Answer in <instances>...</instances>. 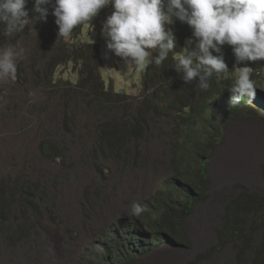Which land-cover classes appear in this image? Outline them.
<instances>
[{
	"label": "rangeland",
	"instance_id": "1",
	"mask_svg": "<svg viewBox=\"0 0 264 264\" xmlns=\"http://www.w3.org/2000/svg\"><path fill=\"white\" fill-rule=\"evenodd\" d=\"M82 36L99 45L106 88L142 96V79L148 66L141 71L112 54L102 30L85 26ZM20 39L27 48L26 58L18 64L20 82L0 84V94L6 93L0 101V185L24 180L38 184L34 199L42 214L22 216L15 207V215L6 223L11 224V232L0 235V264H102L104 243L109 233L131 216L133 202L147 200L172 178L174 136L166 122L151 123L139 142V169L135 170L124 169L122 161L97 152V125L116 115L122 119L121 108L98 114L87 98L78 103L72 95L65 97L64 85L59 89L42 88L41 79L49 77L46 59L34 49L31 36ZM9 43L16 42L12 37L0 39V46ZM247 63L255 70L252 78L256 88L264 91V60ZM29 91L36 96L30 97ZM229 100L221 97L209 109L214 127L231 106ZM64 102L69 107H64ZM243 102L246 108L251 104L248 99ZM262 113L231 118L224 125L221 141L207 163L205 199L194 206L184 223L188 244L173 241L159 246L157 242L156 248L136 264H251L252 247L261 242L264 224L248 240L240 238L222 245L218 232L229 202L244 192L264 196ZM43 141L58 147L63 158L43 154L39 148ZM246 219L244 231L249 233L251 215ZM21 228L30 231L19 242L8 243L7 237ZM243 242L249 248L241 252L242 263L238 249Z\"/></svg>",
	"mask_w": 264,
	"mask_h": 264
},
{
	"label": "trees",
	"instance_id": "2",
	"mask_svg": "<svg viewBox=\"0 0 264 264\" xmlns=\"http://www.w3.org/2000/svg\"><path fill=\"white\" fill-rule=\"evenodd\" d=\"M32 4L33 0H28L29 26L24 32L15 34L12 40L17 43L21 36H31L34 49L46 59L44 64L47 65L49 77L41 79L40 86L59 89L64 85L65 97L72 95L78 103L87 98L90 107L98 114L110 109L121 108L123 111L122 119L115 114L111 120L97 125V152L104 155L108 153L122 161L124 169L135 170L139 169V142L146 137L151 123L156 120L166 122L174 136L171 144L172 178L163 182L164 188L142 202L145 211L139 217L131 214L109 233L104 243L102 264H136L139 258L156 248L157 242L159 246L173 241L188 244L184 223L192 214L194 206L205 199L209 183L207 163L213 148L221 141L224 125L231 118L264 113V91L256 88L254 99L244 97L239 106H230L224 112L217 126L210 124L212 114L208 112L209 109L221 97L229 98L231 95L228 86L233 78L235 57L231 46L222 49L229 73L220 80L214 77L207 92L196 88L195 79L191 84H186L181 74L172 67L173 56L192 36L190 26L179 21L166 26L176 36L177 52L170 53L163 66L151 64L147 67L142 79V96L114 92L106 88L101 76L99 45L83 39V29L89 26H77L71 39L65 40L57 36L58 26L54 22L51 7L47 19L41 20L39 14L31 11ZM112 10L111 5L102 8L90 22L92 30L101 31L103 21ZM1 38L4 36L0 35ZM16 82H20L18 76ZM245 99L251 103L246 105L247 108L244 107ZM63 106L69 107L68 102H64ZM63 118L66 120V114ZM39 148L46 156L63 158V152L47 141H43ZM38 191V184L27 180L11 186L6 182L0 185V235L11 232V224L6 223L15 215V207L22 216H29V212L37 216L42 214L39 202L34 199ZM249 215L252 221L250 232L246 233L244 225ZM263 224L264 196L241 193L225 209L223 225L218 232L219 243L236 242L240 238L248 240ZM29 231L21 228L17 234L8 236L7 242L17 243ZM244 243L238 249L242 263L244 259L241 252L249 248ZM250 263L264 264V235L261 242L252 247Z\"/></svg>",
	"mask_w": 264,
	"mask_h": 264
},
{
	"label": "clouds",
	"instance_id": "3",
	"mask_svg": "<svg viewBox=\"0 0 264 264\" xmlns=\"http://www.w3.org/2000/svg\"><path fill=\"white\" fill-rule=\"evenodd\" d=\"M27 4L28 0H0V35L11 38L24 32L30 23ZM109 5L113 10L103 21L102 35L106 48L125 63L141 71L151 64L163 66L170 53L177 52L176 36L166 26L179 20L192 30L173 56L172 67L183 81L191 84L195 79L196 88L207 92L214 77L220 80L229 73L222 51L227 44L235 57L230 105L255 98V70L247 62L264 60V0H33L31 11L46 20L51 7L57 36L70 40L77 26L92 30L91 20ZM26 55L20 42L0 46V84L15 83L18 64ZM144 211L142 203L133 202V215Z\"/></svg>",
	"mask_w": 264,
	"mask_h": 264
}]
</instances>
